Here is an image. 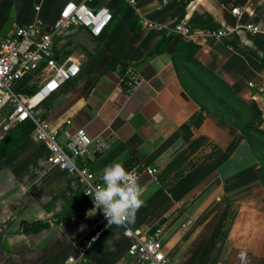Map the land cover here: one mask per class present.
<instances>
[{
  "label": "crops",
  "instance_id": "crops-1",
  "mask_svg": "<svg viewBox=\"0 0 264 264\" xmlns=\"http://www.w3.org/2000/svg\"><path fill=\"white\" fill-rule=\"evenodd\" d=\"M69 1L109 8L114 19L99 36L82 25L66 31L60 46L81 72L41 114L110 143L91 163L101 182L114 160L140 172L145 203L130 223L145 237L161 229L172 264H238L242 252L264 264L261 146L242 131L255 107L264 127V0H46L41 11L35 0H0V45L39 18L49 29ZM180 22L191 37L170 31ZM220 29L227 35L209 34ZM126 67L138 79L133 89ZM7 133L0 127V141ZM47 155L32 132L0 158V264H146L78 176L49 170Z\"/></svg>",
  "mask_w": 264,
  "mask_h": 264
},
{
  "label": "built area",
  "instance_id": "built-area-1",
  "mask_svg": "<svg viewBox=\"0 0 264 264\" xmlns=\"http://www.w3.org/2000/svg\"><path fill=\"white\" fill-rule=\"evenodd\" d=\"M46 0H35L37 11H41ZM136 5L137 0H125ZM235 14H240L239 8H234ZM113 12L109 8L94 10L78 4L75 1L67 2L61 9L57 20L47 29L43 19L27 26L12 28L0 45V127L3 132L11 131L17 125L31 122L34 125L33 133L48 149L47 167L78 176L82 191L93 201L90 195L85 194L89 184H101L91 163L98 156L109 149L107 140H96L86 128L67 130L64 124L56 125L49 118L41 114V105L54 93L60 91L65 84L78 77L81 72L79 62L72 57H63L60 39L66 31L76 25L90 27L95 35H101L112 23ZM149 27L163 30L165 27L158 22H150ZM252 31L258 27L247 25ZM185 38L192 35V28L185 22H180L170 29ZM216 38L227 35L226 30H214L209 33ZM129 87L133 89L138 84L136 73L128 68ZM251 85H253L251 83ZM64 123L72 124L70 119ZM65 133L66 138L62 140ZM107 144V149H99V145ZM99 149V150H98ZM154 173V168H147ZM139 177L140 172L134 171ZM102 211V209H100ZM104 222L107 220L102 212ZM126 236L130 239L129 253L146 264H172L164 250L161 239L162 230L158 229L149 237L143 235L142 230L135 228L126 221L122 224ZM105 231L100 228L92 236L82 250H86L97 241ZM96 237V239H93ZM245 252L240 253L238 264H248Z\"/></svg>",
  "mask_w": 264,
  "mask_h": 264
},
{
  "label": "clouds",
  "instance_id": "clouds-1",
  "mask_svg": "<svg viewBox=\"0 0 264 264\" xmlns=\"http://www.w3.org/2000/svg\"><path fill=\"white\" fill-rule=\"evenodd\" d=\"M108 147L103 143L99 145V149ZM101 180V184H89L84 192L93 198L97 209H102L107 225L120 226L133 220L145 203L144 190L135 172L127 170L121 161L114 160L104 167Z\"/></svg>",
  "mask_w": 264,
  "mask_h": 264
},
{
  "label": "trees",
  "instance_id": "trees-1",
  "mask_svg": "<svg viewBox=\"0 0 264 264\" xmlns=\"http://www.w3.org/2000/svg\"><path fill=\"white\" fill-rule=\"evenodd\" d=\"M63 57H67L65 52L62 54ZM129 67H126L128 70ZM128 75L124 76V83L129 86ZM257 108L254 109V117L249 120L243 127L244 132H253L255 138L259 135V129L261 124H255V119H258ZM260 118V117H259ZM34 130V125L31 122H24L14 127L7 135L0 141V158L8 155L17 145H19L26 137H28Z\"/></svg>",
  "mask_w": 264,
  "mask_h": 264
},
{
  "label": "rangeland",
  "instance_id": "rangeland-1",
  "mask_svg": "<svg viewBox=\"0 0 264 264\" xmlns=\"http://www.w3.org/2000/svg\"><path fill=\"white\" fill-rule=\"evenodd\" d=\"M257 118H259V117H257ZM251 119H248V120H251ZM248 120H246V123L248 122ZM255 121H257V119H255ZM262 126H264V125L262 124ZM259 131H260L259 135L256 137V143L261 146V148H260L261 155H262L261 156V161H262L261 162V164H262L261 170H262V173L264 175V127L260 128Z\"/></svg>",
  "mask_w": 264,
  "mask_h": 264
},
{
  "label": "water",
  "instance_id": "water-1",
  "mask_svg": "<svg viewBox=\"0 0 264 264\" xmlns=\"http://www.w3.org/2000/svg\"><path fill=\"white\" fill-rule=\"evenodd\" d=\"M257 113H258V115H261V111L258 109L257 110ZM260 122V120L258 119L257 121H255L254 123L256 124V123H259Z\"/></svg>",
  "mask_w": 264,
  "mask_h": 264
}]
</instances>
